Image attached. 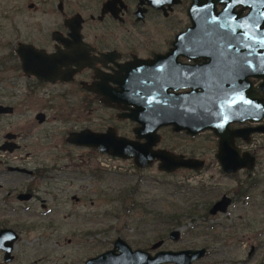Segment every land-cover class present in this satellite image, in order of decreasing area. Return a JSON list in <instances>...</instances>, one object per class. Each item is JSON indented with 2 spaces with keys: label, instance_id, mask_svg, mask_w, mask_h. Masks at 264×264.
I'll use <instances>...</instances> for the list:
<instances>
[{
  "label": "flooded vegetation",
  "instance_id": "obj_1",
  "mask_svg": "<svg viewBox=\"0 0 264 264\" xmlns=\"http://www.w3.org/2000/svg\"><path fill=\"white\" fill-rule=\"evenodd\" d=\"M220 1L210 6L206 0H12L9 7V17L13 20L9 25L11 35L3 47L6 52L0 58L1 69L20 75L28 82V94L59 90L57 97L79 107L82 126L73 120L75 125L65 130L64 138L67 147L74 151L104 161H128L138 171L154 165L158 167L157 162L138 169L132 160L112 158L95 148L66 143L70 134L87 131L102 135L111 131L120 139L141 145L153 144L154 151H167L184 160L202 162L198 170L180 168L175 171L197 174L195 180L198 182L183 184L185 198L190 197L189 202L204 201V205H199L204 223L210 218L230 217L236 203L247 207L262 187L264 194V0ZM206 7H211L213 13H207ZM23 64L32 65L37 72L54 74L57 79L53 83L27 76ZM233 90H239V96L245 93L249 98L233 100ZM0 107L11 110L0 114V119L16 115V106L0 104ZM259 113L258 123L247 121ZM38 115L43 116V122H38ZM34 118L39 125L47 122V116L42 112ZM233 118L236 119L234 123ZM207 125H211L210 128ZM224 125L230 135L242 131L244 135L239 132L234 145L241 158L247 156L253 162L235 173H224L217 160L220 140L217 130ZM255 128L260 132L245 134L246 130ZM165 137L175 139V149L162 146ZM178 139L200 140L201 145L179 151ZM19 140L20 134L6 133L0 142V148H4L0 153L22 152L25 148ZM205 142L213 146H206ZM30 155L29 151L24 154L26 159ZM232 158V155L228 156V159ZM26 159L13 157L12 164L1 169L0 176H9L16 182L13 186L5 185L4 189L0 186V205L13 204L14 199L20 204L18 208L6 206L7 211L1 207L6 214L17 212L18 216L25 217V213L21 214L27 211L24 205L39 199L38 184L43 185L45 180L54 178L49 177L54 176L50 174L53 171H61L60 177L72 180V176L63 171L78 168L73 162H42L29 167ZM94 168L95 171L86 176L95 174L97 182L103 180V170L96 165ZM74 180H77L76 176ZM223 180L232 184L221 191L224 188L219 182ZM23 182L32 183L23 185ZM174 188L176 192L181 190L180 186ZM56 196L53 194L55 200ZM208 198L209 202L205 203ZM194 210L191 208L189 213ZM216 226L219 224L205 229L212 231ZM27 228L23 227V230ZM3 230L12 234L0 238V264L55 263L42 262L39 258L20 262L14 251L21 238V228H0V232ZM175 231L178 236L171 238ZM180 235L178 229H172L167 237L178 242ZM204 235L210 234L204 232ZM118 240L124 241L120 237L108 239L112 246L97 256L113 250ZM203 241V246L191 250H203L202 258L209 255L210 250L205 246L207 241ZM157 244L159 247L155 248ZM163 245V240H157L149 251H141L151 256L158 252H181L162 250ZM9 246L11 250L6 254ZM252 253L253 249L250 256Z\"/></svg>",
  "mask_w": 264,
  "mask_h": 264
},
{
  "label": "rangeland",
  "instance_id": "obj_2",
  "mask_svg": "<svg viewBox=\"0 0 264 264\" xmlns=\"http://www.w3.org/2000/svg\"><path fill=\"white\" fill-rule=\"evenodd\" d=\"M11 2L0 0V58L6 52L3 47L11 35ZM27 87L28 82L20 78V75L3 71L0 65V104L17 107L13 118L0 119V142L8 132L20 134L19 142L25 148L14 154L0 153V172L6 164H12L10 162L13 157L26 159L24 154L28 151L31 152L26 159L29 167L42 162H73L78 168L75 171H63L71 175L72 180L60 177L61 171H53L50 174L54 176L49 177L54 178L45 180L43 185L38 184L39 199L24 205L27 211L21 214L25 213V217L18 216L17 212H4L8 210L6 206H20L14 197L13 204L0 205V228L19 226L22 230L14 251L20 262L39 258L42 262H55L53 264H81L106 251L112 246L108 244V239L116 237L122 238L133 251H149L157 240L164 241L161 249L165 251L194 250L203 246V240H206L209 255L196 264L264 262L263 187L256 191L247 207L238 202L233 206L232 216L210 218L204 223L199 207L202 203L204 205V201L189 202L190 197L185 198V190L182 189L184 183L198 182L195 180L197 174L192 175L188 171L161 173L156 165L138 171L128 161H104L70 149L64 138L71 126L75 125L73 120L79 122V127L82 126L83 116L79 107L74 106L72 101L57 97L59 90H40L28 94ZM38 112L47 116L46 124L37 123L34 117ZM177 142L181 144L179 151L192 150L201 145L200 140L187 142L178 139ZM205 145L213 146L210 142H205ZM162 146L175 149L177 145L174 138L165 137ZM55 158H58L57 162ZM95 165L104 173L103 180L98 182L95 174L86 176L95 171ZM74 176L77 180H74ZM15 182L9 176H0L2 189L5 185L13 186ZM23 183L26 185L32 182ZM219 183L224 188L221 191L232 184L228 180ZM174 186H180L181 190L176 192ZM64 189L65 192H62ZM53 194H57L56 200ZM208 202L209 198L205 203ZM191 208L195 210L190 214ZM217 223L219 226L206 231L207 226ZM23 227L28 228L24 231ZM172 229L180 231L178 242H172L167 237ZM204 232L210 235L206 236ZM251 249L253 253L250 256Z\"/></svg>",
  "mask_w": 264,
  "mask_h": 264
},
{
  "label": "water",
  "instance_id": "obj_3",
  "mask_svg": "<svg viewBox=\"0 0 264 264\" xmlns=\"http://www.w3.org/2000/svg\"><path fill=\"white\" fill-rule=\"evenodd\" d=\"M219 1L220 0H206V4H211L210 6H214V4ZM206 11L207 13H213V9L211 7H206ZM31 66L23 64V71L25 75L33 76L39 80L50 81L53 83L56 81V75L34 71ZM240 92L241 91L239 90H233V100H246L247 97L249 98V96L245 93L239 96L238 93ZM257 106L259 109H261L259 105ZM6 112H11V110L6 107H0V114H4ZM36 119L39 123L43 122L42 115H38ZM247 121L258 123L260 121V113L257 114L256 117L250 118ZM234 122H236L235 118H233V123ZM209 126L211 125H207L208 128H210ZM220 131L222 132L221 135ZM239 132L240 131H234L230 135L227 132L226 125L221 126L220 129L217 130V134L220 136L217 160L222 164V170L224 173H235L237 170L245 168L249 165L251 166L253 163L252 158L247 156L246 158L245 156L241 158L240 151L234 145V138L239 137ZM248 132H260V129L255 128L252 130H246V133H244L248 134ZM240 134H242V131ZM243 135L244 134H242V136ZM66 143L78 147L95 148L100 153L106 154L112 158L132 160L134 166L138 169L148 168L153 163L158 162L157 170L166 174H173L180 168H186L192 171L198 170L200 169L202 163L196 160H184L182 157L173 155L167 151H154L152 149L153 144L141 145L125 139H120L116 137L115 133H112L111 131L102 135H95L87 131L79 134H70L66 139ZM0 150H4V148H0ZM229 155H232L233 158L228 159ZM177 232L178 231H175L171 238L177 237ZM5 234L8 235L7 237H9L12 232L9 230L1 231L0 238ZM156 247H159V244H157L155 248ZM10 250L11 246L8 247L6 254H9ZM115 250H117V255H115ZM203 256V250L158 252L156 255L151 256L149 253L141 250L133 251L131 247H129L124 241L118 240L116 241L113 250L105 252L95 258L89 259L84 264H191L192 262L201 259Z\"/></svg>",
  "mask_w": 264,
  "mask_h": 264
},
{
  "label": "trees",
  "instance_id": "obj_4",
  "mask_svg": "<svg viewBox=\"0 0 264 264\" xmlns=\"http://www.w3.org/2000/svg\"><path fill=\"white\" fill-rule=\"evenodd\" d=\"M176 219V218H175ZM178 219V218H177Z\"/></svg>",
  "mask_w": 264,
  "mask_h": 264
}]
</instances>
